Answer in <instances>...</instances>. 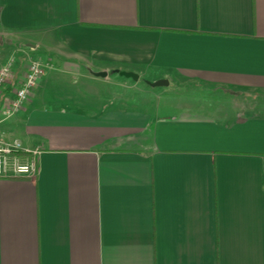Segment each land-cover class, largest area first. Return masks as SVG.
Returning a JSON list of instances; mask_svg holds the SVG:
<instances>
[{
  "label": "crops",
  "instance_id": "1",
  "mask_svg": "<svg viewBox=\"0 0 264 264\" xmlns=\"http://www.w3.org/2000/svg\"><path fill=\"white\" fill-rule=\"evenodd\" d=\"M43 46L92 107L166 79L167 113L39 104L43 77L5 117ZM12 58L0 140L38 170L0 177V264H264V0H0Z\"/></svg>",
  "mask_w": 264,
  "mask_h": 264
},
{
  "label": "rangeland",
  "instance_id": "2",
  "mask_svg": "<svg viewBox=\"0 0 264 264\" xmlns=\"http://www.w3.org/2000/svg\"><path fill=\"white\" fill-rule=\"evenodd\" d=\"M7 36L4 37L6 39ZM40 50V51H39ZM38 51H35L33 54L32 59H38L41 60L44 64L47 65L46 75H44L43 83L40 85L39 89H36V92L43 95V99L41 98L42 104H47L50 106H75L76 103L81 104L83 109L87 110H94L95 109H101V107H107L115 105H123V106H133L136 105V107H142V109H148L154 113H163L166 114V110H163V99L153 98L154 94H158L162 90H165L163 86H157L153 87L151 85H148L147 81L145 84V81L142 79L138 82L137 85H134L133 88L138 89L137 94L138 97L119 101V100H107L105 102H101L99 106H94V101L96 100L95 96L91 97L90 91L91 89H95L96 86L92 85L86 78H83L81 75L70 73L69 71L63 70L61 61L57 62V67H53L54 62L56 63V58L47 55V49L46 47L39 48ZM53 58L52 60H48L47 58ZM117 75V74H116ZM120 77V75H118ZM122 79H128L131 81H134L132 78H126V77H120ZM42 81V80H41ZM41 83V82H40ZM103 89V88H98ZM2 90V89H1ZM103 92V90H102ZM115 92L119 95H121V92L119 90L115 89ZM113 92V95L116 96V93ZM134 94V93H130ZM109 95V93H108ZM131 100V101H130ZM96 102V101H95ZM78 106V105H77Z\"/></svg>",
  "mask_w": 264,
  "mask_h": 264
},
{
  "label": "built area",
  "instance_id": "3",
  "mask_svg": "<svg viewBox=\"0 0 264 264\" xmlns=\"http://www.w3.org/2000/svg\"><path fill=\"white\" fill-rule=\"evenodd\" d=\"M14 58L0 66V91L7 83L12 73ZM47 65L41 60L32 59L28 62V70L20 87L15 90V96L10 99L3 110L5 117H11L21 110L32 91L39 85L46 74ZM27 154L26 161L21 159L20 153ZM38 150H26L19 141L4 142L0 140V177L11 174L14 177H33L37 173L36 155Z\"/></svg>",
  "mask_w": 264,
  "mask_h": 264
},
{
  "label": "water",
  "instance_id": "4",
  "mask_svg": "<svg viewBox=\"0 0 264 264\" xmlns=\"http://www.w3.org/2000/svg\"><path fill=\"white\" fill-rule=\"evenodd\" d=\"M92 72V74H95L96 76H107L108 72L105 71H99V72H94L92 70H90ZM117 71V70H116ZM117 73H120L123 76L129 77V78H133L134 80H138L139 79V74H137L136 72H131V71H117ZM148 85H151L153 87H157V86H163L168 84V81L166 79H159L157 81L151 82V81H147Z\"/></svg>",
  "mask_w": 264,
  "mask_h": 264
}]
</instances>
